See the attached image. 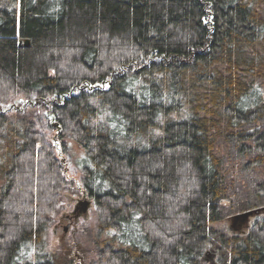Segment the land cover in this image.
Wrapping results in <instances>:
<instances>
[{
  "label": "trees",
  "instance_id": "1",
  "mask_svg": "<svg viewBox=\"0 0 264 264\" xmlns=\"http://www.w3.org/2000/svg\"><path fill=\"white\" fill-rule=\"evenodd\" d=\"M74 163L92 257L48 246ZM261 209L264 0H0V264H264Z\"/></svg>",
  "mask_w": 264,
  "mask_h": 264
},
{
  "label": "rangeland",
  "instance_id": "2",
  "mask_svg": "<svg viewBox=\"0 0 264 264\" xmlns=\"http://www.w3.org/2000/svg\"><path fill=\"white\" fill-rule=\"evenodd\" d=\"M29 102L34 103V97L30 98ZM11 104L7 105L4 110L11 109L13 107ZM66 167V176L70 184L61 194L60 210L49 229V250L63 257L73 253L77 248L80 254L92 257L93 244L90 240L97 228L98 215L93 201L83 196L79 183L82 176L81 167L75 163ZM233 226L230 221L226 223L229 230ZM245 230L242 229L240 232ZM206 260L211 264L213 258L209 256Z\"/></svg>",
  "mask_w": 264,
  "mask_h": 264
},
{
  "label": "water",
  "instance_id": "3",
  "mask_svg": "<svg viewBox=\"0 0 264 264\" xmlns=\"http://www.w3.org/2000/svg\"><path fill=\"white\" fill-rule=\"evenodd\" d=\"M27 45L29 44L28 42L26 43ZM262 212H264L263 209L261 210H254V211H250V212H246L243 214H239L237 216L232 217L229 221L234 225L233 227H231V231L236 233V232H240L242 229H248L249 225H250V221L260 215ZM244 232V231H242ZM241 232V233H242Z\"/></svg>",
  "mask_w": 264,
  "mask_h": 264
},
{
  "label": "flooded vegetation",
  "instance_id": "4",
  "mask_svg": "<svg viewBox=\"0 0 264 264\" xmlns=\"http://www.w3.org/2000/svg\"><path fill=\"white\" fill-rule=\"evenodd\" d=\"M250 225H251V223H250Z\"/></svg>",
  "mask_w": 264,
  "mask_h": 264
}]
</instances>
